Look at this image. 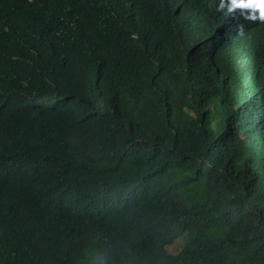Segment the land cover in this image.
<instances>
[{
  "label": "clouds",
  "instance_id": "9594fccd",
  "mask_svg": "<svg viewBox=\"0 0 264 264\" xmlns=\"http://www.w3.org/2000/svg\"><path fill=\"white\" fill-rule=\"evenodd\" d=\"M181 90L229 110L228 130L251 155L264 147V0H0V264L212 256L208 240L174 219L182 208L161 205L169 221L149 214L160 175L123 168L137 158L148 166L157 146L168 156L171 142L135 134L120 153L104 152L102 185L92 192L47 155L64 126L112 114L133 128L138 93L166 109Z\"/></svg>",
  "mask_w": 264,
  "mask_h": 264
},
{
  "label": "trees",
  "instance_id": "16d2710c",
  "mask_svg": "<svg viewBox=\"0 0 264 264\" xmlns=\"http://www.w3.org/2000/svg\"><path fill=\"white\" fill-rule=\"evenodd\" d=\"M151 40L149 46L154 45ZM123 68L124 77L134 83L133 65L126 61ZM72 73L77 76L76 70ZM92 83L88 77L84 81L88 88ZM137 95L140 103L133 112V128L118 126L112 114L91 124L64 126L51 137L48 157L63 161L75 185L92 192L102 185L103 162L108 156L101 157L104 152L120 153L123 141L135 134L156 145L171 142L168 156L157 146L148 166L137 158L136 166L130 162L123 167L161 176L149 214L169 221L158 213L161 205L182 208L174 219L187 221L200 243L210 242L212 256L198 263L173 260L171 264H264V147L251 155L250 146L233 138L228 130L233 124L231 112L214 98L215 102H209L208 97L196 95L192 102L181 90L164 100L165 109L160 101ZM180 169L179 178H163L165 171L173 174Z\"/></svg>",
  "mask_w": 264,
  "mask_h": 264
}]
</instances>
